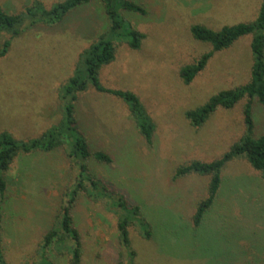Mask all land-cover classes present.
<instances>
[{"label": "rangeland", "instance_id": "rangeland-1", "mask_svg": "<svg viewBox=\"0 0 264 264\" xmlns=\"http://www.w3.org/2000/svg\"><path fill=\"white\" fill-rule=\"evenodd\" d=\"M35 1L50 8L64 0H0V5L18 14ZM132 1L145 14L123 11V15L145 38L139 49L118 40L116 58L101 69L100 78L105 88L136 93L156 130L149 145L121 98L92 85L79 94L77 117L91 149L114 158L112 164L87 162L91 173L114 192L96 197L91 184L83 182L72 211L83 245L80 264H264L262 171L244 157L230 161L217 199L199 227L194 215L207 197L211 176L194 173L175 178L179 166L218 159L245 133L247 99L233 109L219 108L199 128L191 125L186 112L221 90L247 83L253 65L251 37L245 36L216 52L206 68L185 84L180 69L212 50L209 43L195 40L190 29L201 24L219 30L253 21L262 0ZM108 24L103 2L94 0L53 27H29L13 39L9 53L0 58V133L9 131L28 140L61 121L60 90L80 53ZM9 38L8 32L0 33V48ZM254 118L260 136L264 107L257 102ZM65 149L22 153L7 172L0 245L8 264H42L43 238L59 225L80 180V164ZM118 191L129 206L141 207L150 239L136 216L116 206ZM126 218L131 221L129 247L118 228ZM47 256L55 264H73L69 249L58 244L48 249Z\"/></svg>", "mask_w": 264, "mask_h": 264}, {"label": "trees", "instance_id": "trees-1", "mask_svg": "<svg viewBox=\"0 0 264 264\" xmlns=\"http://www.w3.org/2000/svg\"><path fill=\"white\" fill-rule=\"evenodd\" d=\"M92 1L94 0H64L53 4L50 8H47L41 1H35L32 6L18 14L6 12L0 5V33L8 32L11 35V38L7 39L0 48V58L9 53L13 39L20 36L26 28L37 25L53 27L61 23L70 13ZM101 1L108 16L109 24L105 31L80 53L72 76L60 90L59 99L63 112L61 121L48 128L41 136L28 140L17 139L9 131L0 133V209L6 200L7 172L15 158L20 154L37 151L52 152L65 146L67 156L77 158L76 161L80 164V180L74 190L71 191V198L63 209L62 219L59 225L49 230L43 238L41 245L42 264H55L47 256L48 249L54 244L69 249L73 264L81 263L83 245L81 235L74 225L72 211L80 191L85 187L83 182L86 181L91 184L94 188L93 196L96 197H99V194L111 195L110 192L113 191L105 181L91 173L87 164L91 159L102 164H112L114 158L103 150L91 149L89 139L82 131L77 117L79 94L86 91L89 85H92L99 92L110 93L121 98L128 104L140 134L149 145L153 142L156 130L154 121L136 93L129 90L105 88L100 78L101 69L115 60L118 43L125 40L132 49H139L142 40L145 38L144 33L134 29L131 23L125 19L123 11L142 14H145L146 11L132 0ZM190 32L195 40L212 45V50L203 54L194 63L184 65L180 69V77L185 84H190L206 68L216 52L230 48L245 36L251 37L250 45L253 55L251 78L247 83L235 88L221 90L212 95L203 105L186 112V117L191 125L199 128L219 108L233 109L242 100L247 99L243 110L246 130L240 139L234 142L222 157L210 162L192 161L179 166L176 171L175 178L194 173L211 176L207 197L200 201L194 215V225L199 227L205 218V214L217 199L223 183V170L230 161L244 157L253 168L264 173V133L256 136L254 118V103L257 102L264 107V0L261 1L257 17L253 21L225 25L219 30L195 24L191 27ZM117 194L119 196L116 206L118 205L120 208L128 210L131 215L136 216L145 237L150 239L152 232L141 207L138 205L129 206L126 196L119 191ZM130 223L131 221L127 218L118 223L120 237L126 247L131 245L128 229ZM1 224L0 211V231ZM66 241H70L71 244L68 246ZM59 250L58 253L63 254V251ZM0 264H8L1 245Z\"/></svg>", "mask_w": 264, "mask_h": 264}]
</instances>
